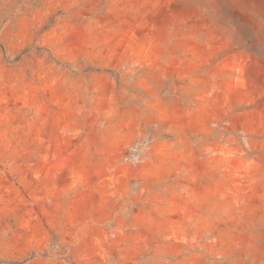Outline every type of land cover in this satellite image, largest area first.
Returning a JSON list of instances; mask_svg holds the SVG:
<instances>
[{
	"label": "rangeland",
	"instance_id": "374dc122",
	"mask_svg": "<svg viewBox=\"0 0 264 264\" xmlns=\"http://www.w3.org/2000/svg\"><path fill=\"white\" fill-rule=\"evenodd\" d=\"M0 264H264V0H0Z\"/></svg>",
	"mask_w": 264,
	"mask_h": 264
}]
</instances>
